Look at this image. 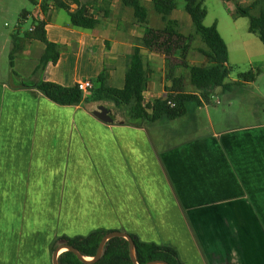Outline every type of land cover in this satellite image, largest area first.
Returning a JSON list of instances; mask_svg holds the SVG:
<instances>
[{"label":"crops","instance_id":"0c3cea01","mask_svg":"<svg viewBox=\"0 0 264 264\" xmlns=\"http://www.w3.org/2000/svg\"><path fill=\"white\" fill-rule=\"evenodd\" d=\"M31 1L34 8L27 13L41 11L46 38L59 54L56 62L41 67L45 45L20 30L14 40L11 36L10 77L0 79V264H48L57 236L98 228L172 245L184 264H264V122H220L236 100L250 101L232 98V86L226 99L190 103L178 119L147 124L117 119L112 104L107 108L113 124L94 117L102 102L58 105L31 85L74 87L103 73L111 87L122 88L136 41L147 28L161 29L164 23L151 0H139L148 11L146 24L138 23L121 0H80L87 16L99 21L93 29L72 26L53 0ZM197 1L207 11L204 25L214 24L227 46L228 66L239 65L232 56L253 65L251 33L239 30L243 18L234 14L255 0H219L209 6ZM183 6L177 4L168 19L187 38L192 20ZM69 8L77 6L69 3ZM198 42L194 37L186 50L190 66L205 65L202 55L200 64L193 61ZM140 53L147 103L164 97L171 83L162 55L145 48ZM186 75L177 69L173 76L183 77L184 90L195 93ZM223 102L227 110H211ZM86 177L88 183L82 182ZM87 184L94 187L90 211L103 209L105 225L69 234L61 225L71 211L57 201L50 206V187L66 186L69 193L68 186ZM94 193L102 196L95 204Z\"/></svg>","mask_w":264,"mask_h":264},{"label":"trees","instance_id":"16d2710c","mask_svg":"<svg viewBox=\"0 0 264 264\" xmlns=\"http://www.w3.org/2000/svg\"><path fill=\"white\" fill-rule=\"evenodd\" d=\"M121 1L123 5L133 10L138 23L146 24L148 11L139 0ZM53 2L58 8L68 13L71 25L76 28L93 29L99 24L98 20L87 16V8L80 0H53ZM151 2L164 26L161 29L147 28L144 36L136 41L122 88L111 87L103 73L92 81V88L85 95L76 86L62 87L51 82H38L31 87L61 106L106 102L119 109L125 108L130 121H142L147 124L161 119H178L187 113L188 104H201V100L205 103L210 102L217 89L226 92L239 82L254 81L255 76L260 72L259 69L239 73L236 83L225 82L231 70L228 66L227 46L214 24L210 27L204 25L207 11L202 1L183 0V8L192 20V35L187 38L178 33L177 23L168 19L170 12L177 7L175 0H151ZM69 3L76 4L77 8L70 11ZM26 13L27 11H22L21 17L23 18ZM234 17L247 18L248 32L256 35L264 46V0H255L247 7H238ZM17 36L18 32L12 35L13 40ZM24 36L36 39L45 45L44 54L40 60L41 67L49 61L53 63L57 61L58 48L47 40L43 22L36 23L35 30L32 33L27 31ZM194 37H198L201 42V46L196 51L204 57V66H190L186 60V50L190 48ZM140 48L156 52L164 57L166 79L171 83L164 97L147 103L144 102L143 96L147 75ZM12 53L13 51L9 56L10 63ZM177 69L186 71V77L195 93L184 90L183 77L173 76ZM111 231L98 228L86 235H59L50 244V252L53 253L59 246H69L76 249L82 257L93 258L100 241ZM128 235L134 242L137 264L155 262L184 264L179 252L172 245L146 242L136 234L128 233ZM128 246L126 239L114 237L105 243L102 254L96 262H83L71 251L66 250L59 255L58 264H134L130 259Z\"/></svg>","mask_w":264,"mask_h":264},{"label":"rangeland","instance_id":"374dc122","mask_svg":"<svg viewBox=\"0 0 264 264\" xmlns=\"http://www.w3.org/2000/svg\"><path fill=\"white\" fill-rule=\"evenodd\" d=\"M219 0H206L207 5L216 3ZM178 6L183 4V0H175ZM34 8V5L31 0H0V79L4 78V75L10 77L11 63L9 58L10 53V39L18 30L25 33L28 31L30 26V21H23L21 17L22 11H31ZM61 15L66 19V13L61 11ZM242 22L244 27L239 29L243 33H247L248 28V19L243 18ZM253 43H251V53H252V62L253 65L247 63L245 58H237L232 56V61L237 62L239 65L231 66L230 73L225 80L226 83H232L238 81V74L245 73L254 68L253 71L259 69V74L255 76L254 81L250 83L240 82L233 86L234 91H236V96L232 98L249 100L250 103H243L241 100H236L232 111L225 116L224 119H221L220 122L223 124L228 123H249V122H264V46L259 40V38L250 34ZM201 46V43H196L194 46ZM193 61L194 64H200L203 61V57L196 50L193 51ZM13 63V60H12ZM16 63V62H15ZM17 64V63H16ZM241 87V88H238ZM214 97H217L219 100H223L229 97L228 93H219L215 94ZM214 97L212 99H214ZM216 98V99H217ZM216 101V100H215ZM251 104V105H250ZM104 107H111V104L102 102L100 104ZM114 107V106H113ZM112 112L117 119H126L128 118L127 110L125 108H116L114 107ZM217 109L218 111H223L228 109V107L223 104L221 106H214L211 110ZM118 112V113H117ZM235 113V116H232ZM86 172V170L84 171ZM84 174V173H83ZM83 177V176H82ZM81 179V178H79ZM82 182L88 183V178H82ZM66 186L61 187H50V206H53V202L57 201L58 206H65L67 210L71 211L69 218L65 219L61 227L63 230L69 234H85L89 230L96 228L101 225H105V215L104 210L100 209L95 212H91L89 208L90 204V192L94 187L87 185L79 186H68L69 193L65 192ZM60 188L58 194L52 195L55 190ZM95 188L99 189V186ZM102 196L94 193L93 200L99 202ZM55 199V200H54ZM59 200V201H58ZM60 203V204H59ZM51 210V209H50ZM51 217V212H50ZM36 218V217H35ZM33 218V224H36L37 219ZM29 221V218H27ZM40 220V219H39ZM31 224V223H30ZM66 251L61 249V252ZM48 264H51V253L48 255ZM199 264H207L204 261H198ZM196 261H186V264H198ZM208 264H217L216 261H208Z\"/></svg>","mask_w":264,"mask_h":264},{"label":"water","instance_id":"95a60500","mask_svg":"<svg viewBox=\"0 0 264 264\" xmlns=\"http://www.w3.org/2000/svg\"><path fill=\"white\" fill-rule=\"evenodd\" d=\"M94 117H96L98 120L107 123V124H113L115 122V117L112 115L111 111L104 107V106H98L97 109L93 112ZM114 237H120V238H124L127 240L129 246V255H130V259L132 261V263L137 264L136 263V258H135V252H134V242L132 240V238L128 235V233L122 232V231H111L110 233L106 234L102 240L100 241L96 254L93 258H84L82 257L77 251L76 249L69 247V246H59L57 247L52 255H51V264H58V257L59 255L62 253L61 249H65L67 251H71L73 254H75L77 256V258L83 262L86 263H92V262H96L97 260H99L101 254H102V250L103 247L105 245V243ZM148 264H164V263H160V262H155V263H148Z\"/></svg>","mask_w":264,"mask_h":264},{"label":"built area","instance_id":"2783aa9c","mask_svg":"<svg viewBox=\"0 0 264 264\" xmlns=\"http://www.w3.org/2000/svg\"><path fill=\"white\" fill-rule=\"evenodd\" d=\"M39 9L40 8H38V10ZM23 20L24 21L31 20V22H33L28 29V32L32 33L35 30V24L38 22H42V13L40 10H39L37 16L33 15V14L26 13L25 16L23 17ZM76 87L78 88V90H80L85 95L88 93L89 90H91L92 82L89 80L80 81L76 84Z\"/></svg>","mask_w":264,"mask_h":264},{"label":"bare ground","instance_id":"6f19581e","mask_svg":"<svg viewBox=\"0 0 264 264\" xmlns=\"http://www.w3.org/2000/svg\"><path fill=\"white\" fill-rule=\"evenodd\" d=\"M64 250V249H63Z\"/></svg>","mask_w":264,"mask_h":264}]
</instances>
